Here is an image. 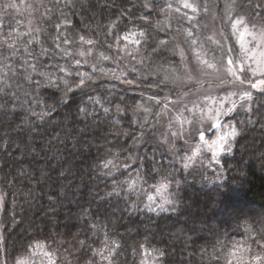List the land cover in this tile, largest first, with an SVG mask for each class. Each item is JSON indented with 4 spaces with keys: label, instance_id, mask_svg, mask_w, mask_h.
Listing matches in <instances>:
<instances>
[{
    "label": "clouds",
    "instance_id": "obj_1",
    "mask_svg": "<svg viewBox=\"0 0 264 264\" xmlns=\"http://www.w3.org/2000/svg\"><path fill=\"white\" fill-rule=\"evenodd\" d=\"M197 3L0 0V264L264 256V0Z\"/></svg>",
    "mask_w": 264,
    "mask_h": 264
},
{
    "label": "snow or ice",
    "instance_id": "obj_2",
    "mask_svg": "<svg viewBox=\"0 0 264 264\" xmlns=\"http://www.w3.org/2000/svg\"><path fill=\"white\" fill-rule=\"evenodd\" d=\"M11 4L13 5L14 10L19 13L20 12V5L27 4V0H10ZM202 2V0H201ZM180 3V7L184 10L185 14L188 15L189 19H193L195 18L194 16H192V13H196L199 12L200 8H199V4L197 3V0H179ZM170 8L172 7L171 5L169 6ZM177 11H179V9H176ZM65 26L66 27H70L69 22H65ZM3 27V24L0 23V28ZM59 27V26H58ZM186 35H188L190 38L193 36V33L188 32ZM246 36V32H241L240 33V42H241V47L245 50H247V40L245 39ZM262 41H264V37H261ZM193 43H198V41L193 40ZM90 44V42H89ZM194 52L199 53V50L194 49ZM262 56H264V53L261 54ZM203 60V58H201ZM204 63H206L207 67L210 70H215L216 66L214 64H208L206 60H203ZM229 63H231V61H229ZM250 249H234L232 252V259L233 260H237L243 261V264H261V261L264 260V256H260V255H256V256H252L250 255ZM242 252H247L249 253V255L247 256H241L240 253Z\"/></svg>",
    "mask_w": 264,
    "mask_h": 264
},
{
    "label": "trees",
    "instance_id": "obj_3",
    "mask_svg": "<svg viewBox=\"0 0 264 264\" xmlns=\"http://www.w3.org/2000/svg\"><path fill=\"white\" fill-rule=\"evenodd\" d=\"M10 11L15 12V10H10ZM9 19H11V17H9ZM74 22L78 23V18H74Z\"/></svg>",
    "mask_w": 264,
    "mask_h": 264
}]
</instances>
